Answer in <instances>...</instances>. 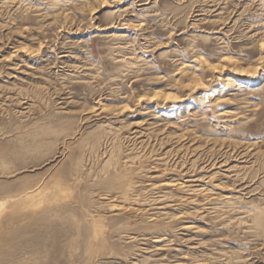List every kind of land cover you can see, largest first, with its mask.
<instances>
[{
	"label": "rangeland",
	"instance_id": "obj_1",
	"mask_svg": "<svg viewBox=\"0 0 264 264\" xmlns=\"http://www.w3.org/2000/svg\"><path fill=\"white\" fill-rule=\"evenodd\" d=\"M0 264H264V0H0Z\"/></svg>",
	"mask_w": 264,
	"mask_h": 264
},
{
	"label": "bare ground",
	"instance_id": "obj_2",
	"mask_svg": "<svg viewBox=\"0 0 264 264\" xmlns=\"http://www.w3.org/2000/svg\"><path fill=\"white\" fill-rule=\"evenodd\" d=\"M69 1V0H68ZM118 3H120V2H118ZM130 15V14H129ZM39 50V49H38ZM240 71V70H239ZM238 71V72H239ZM242 75V74H241ZM197 84V83H196ZM169 97V96H168ZM218 98V97H217ZM247 102V101H246ZM247 106V105H246ZM139 131V130H138ZM222 143V142H221ZM98 144V143H97ZM133 145V144H132ZM194 191V190H193ZM196 193V192H195ZM121 209V208H120ZM211 211V210H210ZM17 220H18V218H17ZM16 221V220H15ZM22 224H20V226H21ZM2 231V230H1Z\"/></svg>",
	"mask_w": 264,
	"mask_h": 264
}]
</instances>
